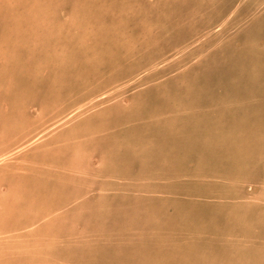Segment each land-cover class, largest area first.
Masks as SVG:
<instances>
[{"label": "rangeland", "instance_id": "374dc122", "mask_svg": "<svg viewBox=\"0 0 264 264\" xmlns=\"http://www.w3.org/2000/svg\"><path fill=\"white\" fill-rule=\"evenodd\" d=\"M151 141L201 204L122 237ZM0 158V264H264V0H0Z\"/></svg>", "mask_w": 264, "mask_h": 264}, {"label": "crops", "instance_id": "0c3cea01", "mask_svg": "<svg viewBox=\"0 0 264 264\" xmlns=\"http://www.w3.org/2000/svg\"><path fill=\"white\" fill-rule=\"evenodd\" d=\"M218 138L219 136H216L211 139L212 142L209 143L210 147L206 151H201V148L199 147H197L198 150H193L198 152L201 157H205L204 155L214 156L213 154L215 153H213V149H215V144L219 143ZM82 142L83 141L80 143L81 149L84 148V151L88 152L86 147L82 145ZM131 147L134 148L135 156L131 154L126 156V149H130ZM152 147H155V143L152 141L150 145L146 147L139 145V143L134 145L122 144V156L126 160L121 163V167H118L117 170H119V172L121 171L124 179L127 178L128 181L131 182L118 184L116 186V189L118 190L117 195L106 197L105 204L107 209H110L112 204H118V209L131 212L132 218L128 217L127 219L121 220V222L127 223L129 226L139 225L142 226L143 229H123L122 233L118 234L119 236L133 238L145 237L149 239L152 238L153 240L160 237H174L178 228L181 229L184 225L189 226L193 224L192 222L190 224L191 219H189V217L183 219L182 217L184 216L181 214L186 211L188 212L193 205L201 204V202L195 198L189 197V185H182L180 183H175L174 185L173 183L168 182L166 178H164L165 181L157 180L155 176L156 173L160 171L165 173L166 171L164 168H157L156 151L153 153H151L152 151H148L151 150ZM160 151L161 154H164L162 155L164 159L162 163L166 164L168 163V160L166 159L170 156L167 153L168 151L176 155L178 154L181 157L184 154L181 151H174V149ZM107 168H109V166ZM107 172L110 173V171ZM105 184L110 186V188L114 185V183ZM183 186L188 187L184 188ZM210 191L212 190L210 189ZM214 194H217L216 191L213 195ZM217 210L221 211L220 208ZM212 226L213 229L217 228L215 225ZM109 236H112V234ZM144 242L148 245L151 243L150 240ZM137 253L140 254L139 251Z\"/></svg>", "mask_w": 264, "mask_h": 264}, {"label": "bare ground", "instance_id": "6f19581e", "mask_svg": "<svg viewBox=\"0 0 264 264\" xmlns=\"http://www.w3.org/2000/svg\"><path fill=\"white\" fill-rule=\"evenodd\" d=\"M26 142V141H25ZM66 142V140H65ZM40 146V145H39ZM22 149V148H21ZM23 151V150H22ZM49 153V152H48ZM4 159V158H3ZM0 161H1V158H0ZM31 161V160H30ZM36 168V167H35ZM43 171V170H42ZM43 180V179H42ZM80 184V183H79ZM82 184V183H81ZM76 202V201H75ZM37 205V204H36ZM12 210V209H11ZM13 212V211H12ZM15 220V219H14ZM1 227V226H0ZM1 231V230H0Z\"/></svg>", "mask_w": 264, "mask_h": 264}]
</instances>
